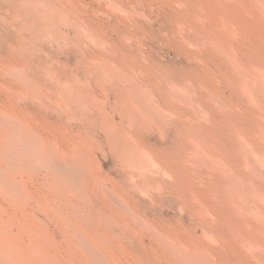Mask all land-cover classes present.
Segmentation results:
<instances>
[{"label":"rangeland","instance_id":"1","mask_svg":"<svg viewBox=\"0 0 264 264\" xmlns=\"http://www.w3.org/2000/svg\"><path fill=\"white\" fill-rule=\"evenodd\" d=\"M262 73L264 0H0V264H264Z\"/></svg>","mask_w":264,"mask_h":264},{"label":"bare ground","instance_id":"2","mask_svg":"<svg viewBox=\"0 0 264 264\" xmlns=\"http://www.w3.org/2000/svg\"><path fill=\"white\" fill-rule=\"evenodd\" d=\"M107 67V66H106ZM258 70V69H257ZM240 71V70H239ZM247 72V71H246ZM259 73V72H258ZM250 74V73H249ZM248 74V75H249ZM262 74H264V73H262ZM259 76H257V78H258ZM243 78H245V77H243ZM248 80V79H247ZM247 80H245V81H247ZM254 83H256V82H254ZM262 83V82H261ZM245 84V83H244ZM252 85V84H251ZM262 86H264V85H262ZM250 87V86H249ZM257 89V88H256ZM262 90H263V88H261ZM255 95V94H254ZM260 95V94H259ZM262 106V105H261ZM264 106V105H263ZM260 107V106H259ZM262 108H264V107H262ZM264 110V109H263ZM11 115V114H10ZM25 124H27V123H25ZM31 130V129H30ZM1 139V138H0ZM35 139V138H34ZM244 139V138H243ZM248 142V141H247ZM245 143V142H244ZM15 145V144H14ZM90 147V146H89ZM250 147V146H249ZM2 149V148H1ZM1 149H0V151H1ZM126 150V149H125ZM26 151V150H25ZM76 151V150H75ZM7 152H9V151H7ZM52 153V152H51ZM60 153V152H59ZM8 154V153H7ZM45 154V153H44ZM12 155V154H11ZM3 158V157H2ZM81 159V158H80ZM253 160H256V159H253ZM90 162V161H89ZM88 165V164H87ZM21 168V167H20ZM11 178V177H10ZM7 179V178H6ZM229 187V186H228ZM3 190V189H2ZM24 193V192H23ZM193 200H194V198H193ZM263 201V200H262ZM4 222V221H3ZM6 225V224H5ZM8 227V226H7ZM2 229V228H1ZM31 233V232H30ZM164 238V237H163ZM247 245V244H246ZM37 246V245H36ZM40 247V246H39ZM44 248V247H43ZM174 248V247H173ZM4 250V249H3ZM22 250V249H21ZM19 252H21V251H19ZM13 255V254H12ZM21 255V254H20ZM196 255V254H195ZM206 257V256H205ZM204 257V258H205ZM25 257H23L22 259H24ZM186 258V257H185ZM184 258V259H185ZM194 260V259H193ZM198 260V259H197ZM207 261V260H206ZM184 262H186V261H184ZM34 263V262H33ZM193 263V262H192ZM207 263H209V262H207Z\"/></svg>","mask_w":264,"mask_h":264}]
</instances>
